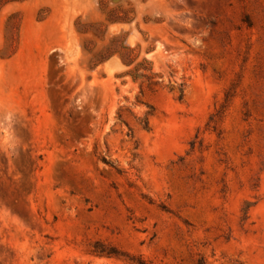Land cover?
Here are the masks:
<instances>
[{"label": "rangeland", "instance_id": "rangeland-1", "mask_svg": "<svg viewBox=\"0 0 264 264\" xmlns=\"http://www.w3.org/2000/svg\"><path fill=\"white\" fill-rule=\"evenodd\" d=\"M8 1L0 264H264V0Z\"/></svg>", "mask_w": 264, "mask_h": 264}, {"label": "trees", "instance_id": "trees-1", "mask_svg": "<svg viewBox=\"0 0 264 264\" xmlns=\"http://www.w3.org/2000/svg\"><path fill=\"white\" fill-rule=\"evenodd\" d=\"M1 1V0H0ZM12 1H22V0H9L8 2H12ZM8 2H5L4 4H6V3H8ZM124 57H126V56H124ZM107 59H109V57L108 58H106L105 60H107ZM104 61V60H103ZM127 62H125V64L126 65H131L132 63H133V61L132 60H126Z\"/></svg>", "mask_w": 264, "mask_h": 264}]
</instances>
